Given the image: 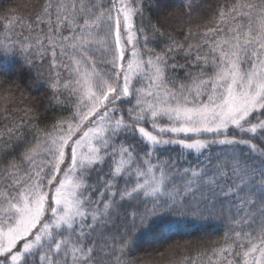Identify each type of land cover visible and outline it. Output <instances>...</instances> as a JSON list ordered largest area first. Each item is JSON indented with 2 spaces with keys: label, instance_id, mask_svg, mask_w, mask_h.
<instances>
[{
  "label": "snow or ice",
  "instance_id": "obj_1",
  "mask_svg": "<svg viewBox=\"0 0 264 264\" xmlns=\"http://www.w3.org/2000/svg\"><path fill=\"white\" fill-rule=\"evenodd\" d=\"M170 2L155 0L160 16L150 23L151 35L167 36L159 52L148 47L144 26L136 29V18L144 19V0H45L27 34L22 17L4 18L0 76L18 68L19 79L47 60L51 99L61 110L71 104L72 111L43 138L29 141L23 120L0 132V158L7 162L0 172V264H102L97 233L103 235L126 198L153 197L151 209L132 213L131 229L121 237L123 252L135 242L131 231L151 227L156 207L182 203L174 191L160 200L176 163L159 155L153 161L164 146L197 154L213 145L231 146V154L208 158L211 168L183 169L191 172L185 189L203 185L204 201L222 194L254 205L240 194L255 195L247 190L258 173L264 217V0L219 7L201 41L187 46L191 29L183 40L166 33ZM179 7L189 19L199 11L196 0ZM257 160L259 170L253 166ZM220 178L232 183L222 186ZM236 224L239 230L212 251L208 264H264V219L246 213Z\"/></svg>",
  "mask_w": 264,
  "mask_h": 264
},
{
  "label": "trees",
  "instance_id": "obj_2",
  "mask_svg": "<svg viewBox=\"0 0 264 264\" xmlns=\"http://www.w3.org/2000/svg\"><path fill=\"white\" fill-rule=\"evenodd\" d=\"M44 2L45 0H0V38L3 37V25L7 23L5 17H22L25 21V34H27V24L34 21L35 15L40 11ZM233 2L234 0H196L199 11L189 19L185 15L186 9L179 7L181 3H187V0H171L167 11L172 15L164 22L166 33H170L176 39L183 40L184 35L191 29L193 35L185 41V46L188 43L195 45L201 41L206 28L213 26L218 8L231 5ZM242 2L259 4L260 0H242ZM159 16L160 11L155 7V0H144V19L141 20L137 17L135 20L136 29L138 30L143 25L145 33L149 35L148 47L157 52L163 48V42L167 39V36L161 38L158 34L154 39L151 35L150 23H158ZM21 30L17 25L16 31L20 32ZM137 35L139 37L137 46L142 48L143 38L139 32ZM11 59L12 57L9 55V60ZM64 62H68L66 58H64ZM37 63L38 72L35 70L31 74L25 72L19 79L18 68L13 69L6 76H0V132H6V126H13L23 120L29 141L33 140L34 135L43 138L44 131H51L52 125L57 120L62 117L68 118L72 111L71 104L61 110L60 104L51 99L52 90L45 83L49 76L47 60L42 66L39 61ZM101 67L106 66L101 65ZM61 71L62 78H67L68 72L63 69ZM37 75H39L38 80L35 79ZM179 75L183 76L182 70ZM13 80L20 85L19 89L11 83ZM66 98V94L60 97L61 101ZM72 99L74 100V97ZM5 108H7V112ZM28 109L34 111L28 112ZM35 110H38V119L35 116ZM30 119L32 123L28 124L27 121ZM162 123H167V121H162ZM144 126L152 130L150 125ZM169 137L170 135H166L165 138ZM253 142L260 143L255 139ZM8 143L14 147L16 141L12 140ZM0 147H4V142L0 141ZM238 148L243 152L248 151L243 145ZM5 151H10V148H5ZM225 154H231V146L213 145L203 154L180 149L177 145L160 148L153 156L154 162L156 155L164 159L170 158L176 162L165 181L164 191L166 194L160 196V200H167V193L174 191L177 200L182 203H177L171 208L156 207V214L151 218V227L131 231L129 239H134L135 242L129 244L121 252V237L128 235L131 229L132 213L139 214L145 208L151 209L154 203L153 197H144L142 194H134L132 198H126L121 202L122 207L113 214L111 222L103 230V235L97 233L95 239L99 246L96 249V258L102 261V264H193V262L208 264V256L212 254V251L223 245L225 237L231 236L233 229L239 230L236 221L241 220L246 213L254 214L256 220L264 219L260 216L262 206L258 191L260 182L258 173L254 178L255 183L250 182V188L247 190L254 192L255 195L240 194L242 199L255 201L254 205H241L235 196L222 194H219L211 202L204 201L201 199V192L205 191L203 185L194 184L191 186L192 191H186L185 186L188 179L191 178V172L184 173L183 169L199 170L201 166L211 168L212 165L208 164V158L215 161L217 157L223 158ZM11 159L12 156H9L8 160ZM6 166L7 162L0 158V172ZM253 166L259 170V160ZM134 182L135 178L127 187L130 189L134 186ZM225 183L231 184L232 180L226 181L220 178V184L223 186ZM118 187L123 189L124 182L121 181ZM217 192L219 193V189ZM205 194H207L206 191ZM115 199L119 200V197L117 196ZM243 227L244 230H247V225Z\"/></svg>",
  "mask_w": 264,
  "mask_h": 264
},
{
  "label": "rangeland",
  "instance_id": "obj_3",
  "mask_svg": "<svg viewBox=\"0 0 264 264\" xmlns=\"http://www.w3.org/2000/svg\"><path fill=\"white\" fill-rule=\"evenodd\" d=\"M123 35H126V34H123ZM128 48L130 49V48H131V45H129ZM128 55H130V52H127V53H126V58H127ZM168 135L171 136V134H168ZM180 137H183V134H181Z\"/></svg>",
  "mask_w": 264,
  "mask_h": 264
}]
</instances>
